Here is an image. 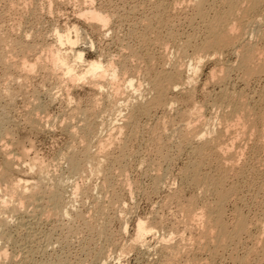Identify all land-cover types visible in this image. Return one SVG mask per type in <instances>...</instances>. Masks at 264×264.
Segmentation results:
<instances>
[{
	"label": "bare ground",
	"instance_id": "obj_1",
	"mask_svg": "<svg viewBox=\"0 0 264 264\" xmlns=\"http://www.w3.org/2000/svg\"><path fill=\"white\" fill-rule=\"evenodd\" d=\"M25 1L21 5L32 2ZM82 1L85 21L97 30L110 31L117 12H106L107 9L104 11L101 7H95V0ZM141 1L145 7L141 9L143 15L129 34L137 47L128 45L129 55L118 63L94 61L84 71H79L84 62L83 52L77 48L81 29L74 26L67 32L56 31L53 34L57 46L46 64L50 70L48 75H55L58 84L68 81L75 89L89 83L90 90L101 96L92 100L90 108L84 109L78 105L67 111L65 118L68 117V120L65 121L69 125L66 126L72 128L69 133L74 140H78L85 131L84 126L76 125L75 121L86 124L89 118L94 117L96 122L109 119L107 125L113 126L115 117L126 111L127 115L122 117L131 129V140H137L144 126L141 125L142 119L154 117L157 109H173L176 103L190 104L195 98L199 75L208 64H213L209 76L219 91L216 94L214 91L213 97L209 95L206 106L203 104L200 109L194 108L182 115L189 121L186 123L184 120L175 144L178 151L187 152L190 157L181 175L182 182L188 189L196 190L203 201L200 204L190 199L186 204L178 205L177 209L183 217L182 228L187 235L182 234L181 229L173 231V235L179 239L177 245L172 244L170 235L157 234L161 238V250L167 256V260L161 264H181L185 254L188 255L185 264H264V0ZM29 5L25 4L21 13L27 11ZM7 9L9 12L5 13L9 14V7ZM179 16H184L182 24L188 31L181 32L178 28ZM2 34L0 32V42L4 44L6 52L3 53V47L1 51L10 55L9 59H6L9 55L6 58L2 55L5 59L2 57L1 60H5L4 67L7 68L1 71L3 74L6 71L2 79L12 78L10 81L13 83L18 75L23 80V83H19L31 89L30 81L33 82L31 79L37 75L42 62V57L34 63L30 61L32 54L39 49L36 42L29 41L30 33H21L24 36L20 37L16 33H9L14 37L17 35V38ZM91 46L93 48V42ZM63 47L67 49L63 51ZM13 57L19 59L15 58V61ZM140 61L146 63L144 68L137 67L138 64L136 66ZM12 73H17L15 80ZM19 78L16 87L20 89ZM12 83L9 84L12 86ZM9 84L7 88L4 87L6 90L12 89L8 87ZM28 84L29 87L26 86ZM9 90L0 92V96L9 94L0 101H9ZM20 91L18 94L23 93ZM9 102L7 106L12 105ZM104 103L108 104L107 108H103ZM204 107L210 112L208 117L201 115L206 109ZM198 113V119L191 120ZM0 114L5 118L8 112ZM4 121L0 118V134L8 136L9 128L5 127ZM118 130L116 127L113 134L99 139L95 154L85 138L80 140V147L74 143L75 149L67 151L62 158L67 165L66 177L61 176L62 172L56 175L58 172L55 174V169L52 171V165L53 168H60V163L46 165L37 156L31 158L28 149H24L26 147L18 145L14 150L7 148L8 143L7 147H3V144L0 161V264H68L60 255H51L50 251L56 242L57 227L54 225L68 218L70 209L67 206H72V201L81 199L87 193L88 182L82 185L84 180L81 184L78 180L81 182L85 173L90 174L88 177L102 178L98 190L105 195L108 207L115 208L120 202L117 193L120 180L117 178L121 179L123 173H120L121 176L117 173H125L129 150L127 142L122 144L116 139ZM4 135H1L2 138ZM155 141L157 143L159 140ZM81 147H86V152L78 156L75 152ZM115 149H120L121 154L112 156ZM157 150L160 155L164 154L159 147ZM16 166L25 167L29 178L15 179L13 173ZM156 166H151L153 171H156L153 169ZM156 175L155 186L159 187L166 173L161 170ZM229 175L233 177L231 182L227 179ZM8 179H11L10 183ZM68 188H71L70 193L67 192ZM260 194L263 195L260 197L262 202L257 198ZM228 207L233 210L231 221L227 220ZM258 207L260 213L256 210L259 214L252 217L254 208ZM86 225L91 232L97 231L92 219L89 218ZM154 228V225L139 222L136 241L129 249L144 247ZM106 256V248H100L95 258L89 254L87 259L77 264H108L105 262Z\"/></svg>",
	"mask_w": 264,
	"mask_h": 264
},
{
	"label": "rangeland",
	"instance_id": "obj_2",
	"mask_svg": "<svg viewBox=\"0 0 264 264\" xmlns=\"http://www.w3.org/2000/svg\"><path fill=\"white\" fill-rule=\"evenodd\" d=\"M20 1L0 0V32L1 34L16 33L18 36H24L21 33H26L28 35L31 34L29 41L32 42L33 40L34 44L36 42V47L39 49L36 53L32 54L30 61L35 62L37 61V58L42 57V65L39 64V70L36 72L37 75L32 77L31 80H33V82L30 81L31 86L29 87V84L26 85L32 90L26 89L24 87L25 85L23 86V84H21L23 83V80L17 77V73L14 74L15 71H13V80L17 78V81L19 78V89L16 87V81H13V83L10 81L12 78H10V80L8 79L9 82L7 79H2L4 78L6 71L4 74L1 71L7 69L5 68V60L4 62L2 60L4 56L6 58V55L9 54H3L6 52V49L4 48V44L0 42L1 45L3 44L2 46L0 45V54L2 53V47L4 48L3 53L0 55V61L3 62H0V85L7 84V82L8 84L12 83V86L10 84L8 86L12 87L10 90L8 88L10 91L9 101L12 103L8 102L12 105H8V108L7 99H5L6 101L4 99L0 101V105L2 107H7L3 109L0 106L3 109L0 113L2 112L5 114L8 112V114H5V116L7 115V118H3V116L0 118L6 121H4V124H6L5 127H8L9 129H7L10 132V134H8V136H10L9 139L7 135L6 137L4 134H0V161L2 160L1 157L3 155L1 148L5 147L7 143L8 147L7 145L6 147L14 150H16L18 145H21L22 148L26 147L24 149H28L27 151H29L31 158H33V156H37L42 162L44 160L46 165L54 163L56 165L60 163V168H53L54 165H52V171L55 169L54 173H59L56 175H60L62 172L61 176L66 177L67 165L62 158L67 151L75 149L74 143L80 147V140L85 138V140L92 146L91 148L93 154H95L98 149L97 144L99 139H105L109 133L113 134L114 128H119L120 131H116V139L119 140V142L121 141L122 144L127 142L129 150L125 164L126 169L124 166L125 173L124 171H120L118 173L116 172L119 176H121L120 173H123L120 177L121 179L117 176V180H120V184L117 186V193L120 197L119 204H117V207L115 206V208L108 207L105 195L99 193L98 190V186H100L102 178L98 176L94 178L89 176V178L88 175L90 174L85 173V175L82 176L83 178L81 177V182L80 179L78 182L81 184L84 180L82 185L88 182L86 184V188L88 189H85L87 193L85 196H82L81 199L74 202L72 201V206H67V208L70 209V216L68 218L59 223L60 225L58 223L54 225V227H57L55 232L56 242H54V248L52 247L53 251L51 248L50 253L55 257L60 255L59 257L66 260L68 264H77L80 260L87 259L89 254L91 258H95L98 255L100 248H106L107 260H105V262H108V264H161L166 261L167 258H165L166 255L161 250L162 245L160 243L161 238L159 236L164 234H167L168 236L170 235L173 239L172 244L177 245L179 243V239L173 235V231L181 229L182 231L180 232L187 235V232L182 228L183 225L181 222L183 217L177 209L178 205L186 204V202L190 199L195 200L200 204L203 201V197L196 192V190L190 188L188 189L182 182L181 175L183 174L185 168H187L190 157L187 152L178 151L175 144L177 142L176 139H178V130L183 124H185V119H187H184L182 115L190 112L194 108L198 109L204 105L206 106L205 103L208 102L206 100H208V98L210 99L211 95V97L214 96V91L215 94L219 91V88L214 84V82H212V79H210L209 76L211 69L214 68V65L208 64L199 75L195 98L190 104L186 105L184 102H178L179 104H174L175 106L173 109H157L154 114L155 116L153 115L154 117H151L149 120L142 119L141 125L144 126H142V132L140 131L141 133L139 139L131 140V129L122 117L127 115L126 111H124L123 115L115 117V123L113 126L107 125L109 120L108 118L105 122H101V119L96 122L94 117L89 118L86 124L77 123V121H75L74 123L76 125L84 126L85 132L82 138L74 140V137L69 133L72 128L66 126L67 124L69 125L67 121L68 117L65 118L68 116L66 114H68L69 110L74 106L79 105L84 109L90 108L92 106V100L101 98V96L99 94L95 95V93L90 90L92 88L88 86L90 85L89 83H84L75 89L68 81H63L58 84V81L56 80L57 77L55 75H52L53 77L48 75L50 70L46 64L50 62L51 53L56 50L57 46L54 41L55 37L53 38L55 35L53 34L56 31L67 32V30L72 29L74 26L81 29V38L77 48L82 50L84 62L80 66L79 71H84L86 66L94 61L102 60L105 63L111 61L118 63L129 55V51L126 48L128 45L137 47V43L130 39L129 34L130 29L133 25H135V22L137 23L139 19H141L143 15V11H141V9H143L144 4L141 0H95V7H101L104 11L107 9L106 12H117V18H114L110 26L111 30L108 32L107 30L102 32L99 29L97 30V28L90 26V24L85 21V18L82 16V8L85 7V5L83 6L84 2L82 0H73L69 2L68 0H62L64 2H60V0H50L49 2H47L48 0H30L32 1L31 3H25L27 5L30 3L31 5L28 6L29 8L27 11H24V13L21 12H23L24 8L22 9V7H24L25 4H21L26 1ZM11 4L12 6H10ZM6 7H9V14L5 13V11L9 12ZM34 10H36L37 13ZM26 12L31 14L29 15ZM23 15H25V17ZM118 16H121L119 17L120 20H118ZM183 17L179 16L178 18H181L180 21L178 20L180 23V27L178 26V28L181 32L188 31V28L182 24L184 23ZM19 29L21 31H18ZM24 30H27L30 34ZM32 32L34 34H32ZM38 33H42L41 35L43 37L41 38V35ZM10 36L12 38L14 37V34L13 36L12 34ZM92 42L94 43L93 48L91 46ZM64 49H67V47H63V51H65ZM8 57H10V55L7 56L6 59H9ZM13 58L17 59L18 57ZM141 61L136 63V66L138 64L137 67L142 66L144 68L146 63ZM14 76L16 78H14ZM2 82L4 83L2 84ZM7 85L4 87L7 88ZM2 87L0 86L1 89ZM21 87L23 88L21 89ZM261 87L262 85L259 88ZM6 88H4L5 91H8ZM1 89L0 92L2 93L4 89ZM33 90H36V92ZM19 91L20 93L23 92L24 96L23 93L18 94ZM13 92H17V94ZM31 92L35 93L33 94V97L35 96L34 101L33 97H31ZM14 94L15 97L13 96ZM3 96L7 98L9 94L7 96ZM3 96H0V99ZM150 97L151 96L148 95V98ZM31 98L32 100H30ZM66 99L71 100V102H67ZM3 101H5L6 106ZM107 106L108 104L104 103L103 108H107ZM195 115L196 114L192 116L191 120L193 119L194 121V118L196 120L198 119V115L200 116L199 113L197 116ZM201 115L208 117L210 112L206 108ZM65 119H67L66 124ZM188 121H186V123ZM153 132L155 135H153ZM1 135H4L5 137L2 138L3 136ZM5 139L8 140L6 141ZM155 140L159 141L155 143ZM154 143L158 145L156 146ZM157 147H159L161 151L163 150L164 156L160 155L159 152H156ZM85 152L86 147H81L75 152V154L81 156L84 155ZM119 154H121V150L115 149L112 156H117ZM154 163L155 165L157 164V166L153 168L154 170L158 173L161 170L166 173V177L163 179L159 187L155 186V178L158 173H154L156 171H153L151 167L152 165L155 166ZM56 169L59 170L57 171ZM14 172L13 177L15 179H24L29 178L30 176L29 172L23 166H16L14 168ZM227 179L231 182L233 180L232 175H229ZM10 182L11 179H8V183ZM68 190L69 191L67 192L70 193L71 188H68ZM261 196L263 197L261 194L257 197L259 202H262V199L260 198ZM231 208L232 207H228L227 211V220L229 219V221L233 219V210ZM256 210L260 213V208H254V211L251 214L252 217L255 214H259ZM229 214H231L232 217ZM89 218L95 222L97 228L96 232H91V230L87 228L86 223ZM139 222L154 225L155 228L146 239L144 247L129 249V246L134 244L136 241V229ZM157 234L159 236H157ZM250 242L246 241V243ZM252 243L253 242H251V244ZM182 258V260L180 259L181 264L188 262L187 254L183 255Z\"/></svg>",
	"mask_w": 264,
	"mask_h": 264
}]
</instances>
